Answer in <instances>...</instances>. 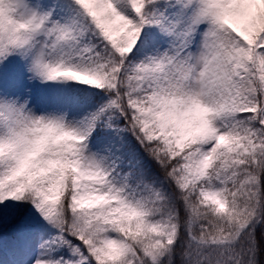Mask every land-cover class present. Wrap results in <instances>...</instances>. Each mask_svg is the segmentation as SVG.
Returning <instances> with one entry per match:
<instances>
[{
	"label": "snow or ice",
	"instance_id": "6c2138e0",
	"mask_svg": "<svg viewBox=\"0 0 264 264\" xmlns=\"http://www.w3.org/2000/svg\"><path fill=\"white\" fill-rule=\"evenodd\" d=\"M0 264H264V0H0Z\"/></svg>",
	"mask_w": 264,
	"mask_h": 264
}]
</instances>
